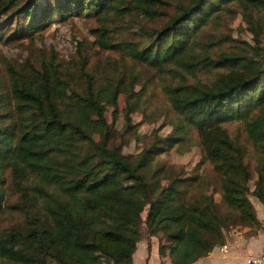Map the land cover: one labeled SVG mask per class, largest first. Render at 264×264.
Returning a JSON list of instances; mask_svg holds the SVG:
<instances>
[{"label":"trees","instance_id":"trees-1","mask_svg":"<svg viewBox=\"0 0 264 264\" xmlns=\"http://www.w3.org/2000/svg\"><path fill=\"white\" fill-rule=\"evenodd\" d=\"M232 3L241 7L253 44L214 57V46L233 39L204 42L201 33ZM163 4L0 0V34L16 26L7 39L42 31L55 16L96 18L93 32L102 49L170 76L162 90L175 113L167 136H155L136 155H126L125 136H134L137 127L131 118L138 107L133 77L126 83L108 71L97 79L87 67V54L79 87H72L52 60L27 75L7 64L8 83L0 95V172L8 171L19 205L7 202L0 184V215L6 209L20 214L19 223L30 232L0 228V264H132L143 223L148 236L160 239V257L189 264L224 245L227 229H259L250 196L264 206V49L251 14L264 13V0H189L162 27L145 31L147 42L112 40L116 26L108 27L106 20L133 13L154 19ZM198 73L214 77L196 81ZM121 94L125 128L118 133ZM104 102L113 107L112 124ZM235 122L239 130L231 136L226 125ZM192 133L202 149L200 164L208 162L218 176L224 211L209 190L212 182L200 174L165 175V166L156 161Z\"/></svg>","mask_w":264,"mask_h":264},{"label":"rangeland","instance_id":"rangeland-1","mask_svg":"<svg viewBox=\"0 0 264 264\" xmlns=\"http://www.w3.org/2000/svg\"><path fill=\"white\" fill-rule=\"evenodd\" d=\"M163 1L165 4L158 6L159 15L154 19H148L142 14L133 13L122 19L106 20L105 23L108 27L116 26L114 31L110 33L112 40H131L145 43L148 41L144 35L145 31L162 27L176 14L177 7L180 4L189 3V0ZM228 9L223 11L219 18H213L209 21L201 33V40L204 42L212 41L215 43L218 40L225 39L226 36L233 39V41L221 42L214 46L212 50L214 57L221 52H239L247 46L244 43L253 44L254 35L250 30V25L243 19L241 7L236 3H232ZM251 15L253 25L259 33L260 45L264 49V13L253 11ZM98 25L96 18L81 14L69 15L65 18L55 16L51 24L44 30L34 33H17L9 39H7L8 35L16 26L12 25L5 29L0 34V95L5 92L2 86L6 87L8 83L7 64L27 75L33 69H40L45 61L52 60L58 64L63 76L68 78L72 87L84 86V75L80 71L81 68H84V54H87L89 57L87 67L95 74L97 79H103L104 73L108 71L116 75L117 79H126V83L130 77H133L134 89L138 97V107L131 112V118L132 123L136 124L137 127L134 136H125L127 140L123 147V153L136 155L143 147L151 144L155 136L165 137L171 131L170 124L174 123L175 113L162 90V86L170 83L171 78L167 73L158 72L145 64L132 61L123 53L102 49L97 44V37L93 32V29ZM213 77V73H198L194 80L207 82ZM133 101H135V98H133ZM103 107L107 122L112 124L113 107L107 102L103 103ZM3 111L4 108H0V113ZM115 116V130L121 133L125 128V96L123 94L118 98ZM226 128L229 134L234 136L239 130V123L227 124ZM240 137L243 138L242 133ZM119 141L120 138H117V142ZM201 160L202 149L197 136L192 133L186 142L174 146L168 152L159 156L156 161L165 166L163 172L165 175H170L171 172L184 174L183 177L200 174L206 181L212 182L209 190L213 192L222 211H224L225 206L221 199L218 184L215 182L218 176L211 164L208 162L200 164ZM157 162H154L151 169L157 166ZM248 162L253 169L254 161L249 159ZM7 172H0V184L6 192L7 202L19 205L18 194L11 186L10 176ZM250 184L253 187V180ZM180 199L182 200L183 197ZM146 214V210L141 214L143 221ZM21 220L22 216L20 214L6 209L0 215V228H13L12 232L28 234L30 229L21 225L19 223ZM233 228L226 230V240H228L229 232ZM253 230L255 229L248 230L245 233H251ZM159 240L156 236H148L147 228L143 223L141 239L138 243L139 251L144 255L153 243L158 245ZM141 264H145L143 260H141Z\"/></svg>","mask_w":264,"mask_h":264},{"label":"crops","instance_id":"crops-1","mask_svg":"<svg viewBox=\"0 0 264 264\" xmlns=\"http://www.w3.org/2000/svg\"><path fill=\"white\" fill-rule=\"evenodd\" d=\"M259 220V229L255 232L245 233L250 230L248 227L236 226L229 232V238L222 246L215 247L207 256L199 258L189 264H244L249 254H264V206L257 198H250ZM159 244L151 245L141 253L138 249L133 256L132 264H173L169 256L160 257L158 252ZM143 255L142 259L141 256Z\"/></svg>","mask_w":264,"mask_h":264},{"label":"built area","instance_id":"built-area-1","mask_svg":"<svg viewBox=\"0 0 264 264\" xmlns=\"http://www.w3.org/2000/svg\"><path fill=\"white\" fill-rule=\"evenodd\" d=\"M244 264H264V254L261 255L249 254L245 258Z\"/></svg>","mask_w":264,"mask_h":264}]
</instances>
